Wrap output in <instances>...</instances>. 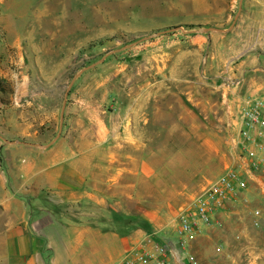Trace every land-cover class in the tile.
<instances>
[{"label":"rangeland","instance_id":"374dc122","mask_svg":"<svg viewBox=\"0 0 264 264\" xmlns=\"http://www.w3.org/2000/svg\"><path fill=\"white\" fill-rule=\"evenodd\" d=\"M198 1L0 0V144L17 131L12 120L50 112L58 125L68 113L80 127L88 111L91 125L105 114L121 134L147 129L149 156L170 180L164 189L186 198L183 212L236 169L246 201L189 251L200 264H264V165H242L237 146L244 102L264 97V0ZM46 24L57 33L50 51L39 41ZM177 220L154 239L175 243Z\"/></svg>","mask_w":264,"mask_h":264},{"label":"crops","instance_id":"0c3cea01","mask_svg":"<svg viewBox=\"0 0 264 264\" xmlns=\"http://www.w3.org/2000/svg\"><path fill=\"white\" fill-rule=\"evenodd\" d=\"M53 35L46 24L41 49L55 48L46 43ZM70 117L64 113L60 125L51 112L40 121L12 120L17 131L4 132L0 264H118L150 247L184 211L186 198L164 189L170 180L160 179L149 156L147 129L121 134L105 114L91 125L88 111L74 127Z\"/></svg>","mask_w":264,"mask_h":264},{"label":"built area","instance_id":"2783aa9c","mask_svg":"<svg viewBox=\"0 0 264 264\" xmlns=\"http://www.w3.org/2000/svg\"><path fill=\"white\" fill-rule=\"evenodd\" d=\"M241 164L254 169L264 165V97L253 96L244 102L238 129ZM246 181L236 169H229L193 202L189 211L178 216L176 242L152 239L151 246L138 249L118 264H200L190 253V243L204 235L234 202H245ZM259 217V211L254 212ZM235 239H239L237 235ZM220 252V247L215 246Z\"/></svg>","mask_w":264,"mask_h":264}]
</instances>
